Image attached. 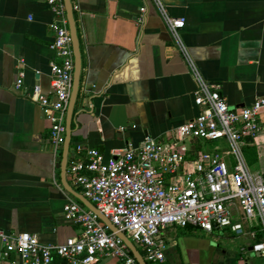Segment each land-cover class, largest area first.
Instances as JSON below:
<instances>
[{"label": "crops", "instance_id": "crops-1", "mask_svg": "<svg viewBox=\"0 0 264 264\" xmlns=\"http://www.w3.org/2000/svg\"><path fill=\"white\" fill-rule=\"evenodd\" d=\"M162 2L170 16L185 19L183 43L203 77L220 85L230 106L264 96V0ZM71 3L81 69L68 162L77 144L99 149L106 160L112 150L146 138L169 140L174 128L198 115L194 79L152 4L139 24L135 16L142 0ZM53 19L45 0H0V229L62 243L81 232L63 217L67 199L76 198L61 178L63 145L54 155L50 122L30 96L34 86L45 94L51 91ZM20 70L23 86L15 89ZM66 114L67 108L65 128ZM249 144L258 156L252 166L264 176V118ZM192 145L204 149L206 143ZM66 181L80 192L68 172ZM161 235L167 264H264L263 256L250 251L248 235L245 242L230 241L236 236L228 230L178 226ZM10 259L17 258L12 254ZM100 263L117 264L112 258Z\"/></svg>", "mask_w": 264, "mask_h": 264}, {"label": "built area", "instance_id": "built-area-1", "mask_svg": "<svg viewBox=\"0 0 264 264\" xmlns=\"http://www.w3.org/2000/svg\"><path fill=\"white\" fill-rule=\"evenodd\" d=\"M45 1L54 15L51 91L45 94L34 86L30 96L50 122L49 140L57 155L65 141L74 53L64 0ZM148 3L156 8L185 59L195 82L199 113L174 128L169 140L146 138L136 146L112 150L106 160L99 149L77 144L67 172L80 193L140 248L147 263L167 264L161 234L171 226L248 235L250 251L264 257V177L250 169L243 152L261 129L264 96L242 107L230 106L220 85L203 77L183 43V17L170 16L162 0H142L136 22L145 21ZM23 78L20 70L15 89L22 88ZM195 141H223L224 146L197 148L192 145ZM63 217L79 225L81 232L62 243L0 229V264L5 260L8 264H101L107 258L117 264H138L123 240L76 199H67ZM12 254L17 259H10Z\"/></svg>", "mask_w": 264, "mask_h": 264}, {"label": "water", "instance_id": "water-1", "mask_svg": "<svg viewBox=\"0 0 264 264\" xmlns=\"http://www.w3.org/2000/svg\"><path fill=\"white\" fill-rule=\"evenodd\" d=\"M65 8H66V16L68 19L69 31L72 37V47L74 53V73H73V83L72 90L70 94V99L67 107V120H66V128H65V141L62 148V158H61V178L64 183H66L67 191L72 194L76 199H78L84 206L93 211L98 218L103 222V224L107 227L108 230L115 232L118 237H120L123 242L127 245L138 264H148L143 258L141 252L134 245V243L125 235L124 232L117 229L108 218H106L87 198H85L80 192H77L73 189L66 181V172H67V163H68V150L71 139V129H70V121L72 120V108L74 106L75 100L78 95L79 90V74L81 69V58L79 52V43L78 37L75 27V21L73 17V5L71 0H64Z\"/></svg>", "mask_w": 264, "mask_h": 264}, {"label": "trees", "instance_id": "trees-1", "mask_svg": "<svg viewBox=\"0 0 264 264\" xmlns=\"http://www.w3.org/2000/svg\"><path fill=\"white\" fill-rule=\"evenodd\" d=\"M243 152L245 155V158L247 160V163L249 165H253L256 161H257V151H256V147L252 144H246L243 146ZM60 160V159H59ZM79 203H81L78 199H76ZM140 252L142 253V251L140 250ZM56 262H58V258H55ZM148 264H152V263H148Z\"/></svg>", "mask_w": 264, "mask_h": 264}, {"label": "rangeland", "instance_id": "rangeland-1", "mask_svg": "<svg viewBox=\"0 0 264 264\" xmlns=\"http://www.w3.org/2000/svg\"><path fill=\"white\" fill-rule=\"evenodd\" d=\"M216 146H224V142L223 141H212V142H208V144H206V146H205V149H213ZM249 167H250L251 170H255V168H253L252 165H249ZM246 240L247 239H245V236H239V237H236V239H230V241H238V242H245ZM139 250H140V248H139Z\"/></svg>", "mask_w": 264, "mask_h": 264}]
</instances>
